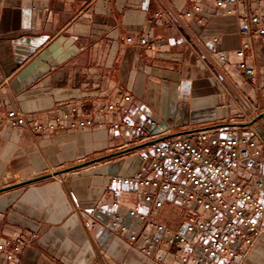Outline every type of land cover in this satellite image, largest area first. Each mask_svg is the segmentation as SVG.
Instances as JSON below:
<instances>
[{"label": "crops", "instance_id": "obj_1", "mask_svg": "<svg viewBox=\"0 0 264 264\" xmlns=\"http://www.w3.org/2000/svg\"><path fill=\"white\" fill-rule=\"evenodd\" d=\"M212 1L0 0V112L15 109L25 117L24 125L0 131V177L10 174L15 184L136 145L100 115L94 120L101 128L47 127L55 116L69 126L74 120L63 115L74 104L82 105L81 117L109 101L121 104L125 92L138 103L134 119H155L163 136L253 134L264 147V118L253 122L238 98L257 108L264 91V67H256L254 81L235 72L245 7L236 4L228 14L227 5L213 8ZM248 2L264 11V0ZM195 5L201 12L186 17ZM39 122L44 127L37 129ZM139 152L1 191L0 262L148 264L111 233L104 197L112 174L137 170ZM253 172L263 181L264 200V150ZM14 244L19 251L5 262ZM243 264H264V234Z\"/></svg>", "mask_w": 264, "mask_h": 264}, {"label": "built area", "instance_id": "obj_2", "mask_svg": "<svg viewBox=\"0 0 264 264\" xmlns=\"http://www.w3.org/2000/svg\"><path fill=\"white\" fill-rule=\"evenodd\" d=\"M239 3L245 9L241 14L242 45L234 52L240 59L235 72L254 81L256 67H264V11L254 12L248 0H213L212 7L227 5L229 14ZM200 12L195 5L185 16ZM126 41L146 44L143 38ZM249 60L256 66H248ZM260 91L257 108L238 96L246 114L255 118L253 122L264 118V91ZM132 105L138 107L129 92L123 93L121 104L109 101L81 117L82 105L74 104L63 115L74 120L69 126L55 116V123L47 127L61 131L101 128L103 123L94 120L100 115L110 119L113 132L122 137L132 135L137 144L165 134L153 118L134 119ZM24 123V114L15 109L0 112V131ZM42 127L41 122L36 126ZM263 150L253 134L218 137L210 130H195L132 151H140L137 170L125 176L112 174L105 189L110 208L108 228L148 264H243L264 234V200L258 192L263 181L253 176ZM13 182L10 174L2 175L0 188ZM3 249L0 244V251ZM18 249V244L9 245L5 262L13 261Z\"/></svg>", "mask_w": 264, "mask_h": 264}, {"label": "water", "instance_id": "obj_3", "mask_svg": "<svg viewBox=\"0 0 264 264\" xmlns=\"http://www.w3.org/2000/svg\"><path fill=\"white\" fill-rule=\"evenodd\" d=\"M178 135H180V134H172V135H167V136L154 138L153 140L145 141V142L133 145V146H129V147L125 148V149H122V150H119V151H115L113 153H110L109 155L99 156V157H96L95 159L83 161L82 164H78V165H74V166H68V168L54 170V172L41 174L40 176L32 177V178L27 179L26 181H23V182L15 183V184H12V185L7 186V187H1L0 188V192L12 189L13 187L23 186V185H26L27 183L38 182V181H40L42 179H46V178L52 177L54 175H60V174L66 173V172H68L70 170L81 168L82 166H87V165H90V164L97 163V161H101V160H104V159L111 158L112 156H118V155L125 154L127 152L136 151V150H139L140 148H143L145 146H148V145L152 144L153 142L166 139L167 137H173V136H178Z\"/></svg>", "mask_w": 264, "mask_h": 264}, {"label": "bare ground", "instance_id": "obj_4", "mask_svg": "<svg viewBox=\"0 0 264 264\" xmlns=\"http://www.w3.org/2000/svg\"><path fill=\"white\" fill-rule=\"evenodd\" d=\"M129 163H127L126 165H128ZM121 166V162H118V163H116V164H113L112 166H111V170L112 171H117L118 169H119V167Z\"/></svg>", "mask_w": 264, "mask_h": 264}]
</instances>
